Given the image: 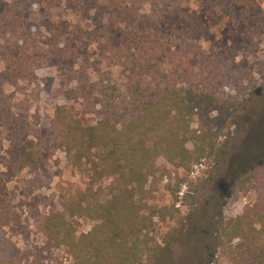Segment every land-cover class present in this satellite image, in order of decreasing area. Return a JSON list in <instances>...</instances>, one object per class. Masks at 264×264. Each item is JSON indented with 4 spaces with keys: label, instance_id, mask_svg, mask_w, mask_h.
<instances>
[{
    "label": "rangeland",
    "instance_id": "obj_1",
    "mask_svg": "<svg viewBox=\"0 0 264 264\" xmlns=\"http://www.w3.org/2000/svg\"><path fill=\"white\" fill-rule=\"evenodd\" d=\"M126 33L134 46L149 41L143 57L152 64L173 61L160 70L182 93L213 95L192 130L210 127L216 103L226 118L213 156L162 183H180L179 211L152 232L143 264H229L222 231L261 192L240 177L264 164V0H0V233L24 264L71 263L41 226L88 183L49 129L57 106L86 125L111 113L104 88L116 96L125 83ZM67 221L76 237L95 225L80 214Z\"/></svg>",
    "mask_w": 264,
    "mask_h": 264
},
{
    "label": "trees",
    "instance_id": "obj_2",
    "mask_svg": "<svg viewBox=\"0 0 264 264\" xmlns=\"http://www.w3.org/2000/svg\"><path fill=\"white\" fill-rule=\"evenodd\" d=\"M131 40L132 34L126 33L121 92L114 96L104 88L111 113L86 125L76 111L57 106L51 121L50 142L88 183L76 201L41 226L44 235L67 249L70 264H143L152 254V232L167 217L175 220L179 211L180 183H162L170 179L172 169H190L211 158L217 148L214 140L226 124L225 110L216 103L218 116L209 125L216 130H192L196 110L214 101L213 95L182 93L181 85L160 70L173 61L152 64L143 57L149 41L134 46ZM157 45L163 47V41ZM190 70L194 68L187 73ZM240 183H256L261 192L252 207L224 227L221 257L229 264H264V164L242 174ZM163 198L169 205L161 204ZM5 200L0 187V206ZM79 214L95 225L87 235L76 237L67 216ZM12 248L0 233V264H24Z\"/></svg>",
    "mask_w": 264,
    "mask_h": 264
},
{
    "label": "flooded vegetation",
    "instance_id": "obj_3",
    "mask_svg": "<svg viewBox=\"0 0 264 264\" xmlns=\"http://www.w3.org/2000/svg\"><path fill=\"white\" fill-rule=\"evenodd\" d=\"M225 187H226V185H224V184H221V186H220V188L222 189V191H225Z\"/></svg>",
    "mask_w": 264,
    "mask_h": 264
}]
</instances>
